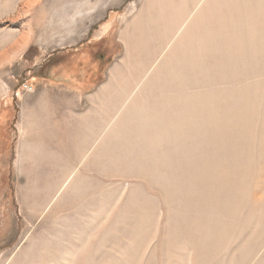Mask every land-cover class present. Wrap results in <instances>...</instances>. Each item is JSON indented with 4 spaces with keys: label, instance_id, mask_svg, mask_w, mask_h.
Here are the masks:
<instances>
[{
    "label": "rangeland",
    "instance_id": "1",
    "mask_svg": "<svg viewBox=\"0 0 264 264\" xmlns=\"http://www.w3.org/2000/svg\"><path fill=\"white\" fill-rule=\"evenodd\" d=\"M0 264H264V0H0Z\"/></svg>",
    "mask_w": 264,
    "mask_h": 264
}]
</instances>
